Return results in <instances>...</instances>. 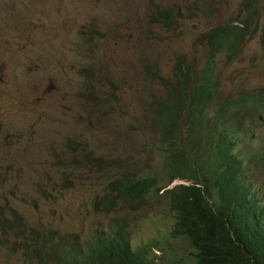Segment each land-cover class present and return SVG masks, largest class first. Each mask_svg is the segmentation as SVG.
<instances>
[{"label": "rangeland", "instance_id": "1", "mask_svg": "<svg viewBox=\"0 0 264 264\" xmlns=\"http://www.w3.org/2000/svg\"><path fill=\"white\" fill-rule=\"evenodd\" d=\"M159 11L172 20L160 23ZM245 16L243 0H0V213L18 211L35 237L66 236L82 248L123 218L133 248H151L146 264L188 263L194 250L171 237L167 198L154 193L114 213L94 205L122 176L164 186L158 106L177 63L201 75L210 54L200 37L242 26ZM253 24L239 57L215 60L207 118L227 100L264 91V0ZM240 114L255 131L240 147L264 203V116ZM2 238L0 264H43L15 237Z\"/></svg>", "mask_w": 264, "mask_h": 264}, {"label": "trees", "instance_id": "2", "mask_svg": "<svg viewBox=\"0 0 264 264\" xmlns=\"http://www.w3.org/2000/svg\"><path fill=\"white\" fill-rule=\"evenodd\" d=\"M243 10L242 26H219L200 37L210 54L201 75L183 58L177 63L176 84L167 86L158 106L168 177L164 186L154 176H122L94 205L114 213L119 204H140L154 193L167 198L176 216L171 237L194 250L186 264H264V203L252 192L253 162L240 147L243 140L255 139L254 128L243 125L240 109L264 116V91L227 100L207 118L218 88L215 60L223 52L229 62L239 57L254 33L258 0H243ZM158 16L164 25L172 20L169 11ZM128 226L126 219L116 218L82 248L66 236L35 237L18 211L0 213L2 239L9 243L15 237L26 255L43 264H146L151 248L135 250Z\"/></svg>", "mask_w": 264, "mask_h": 264}]
</instances>
